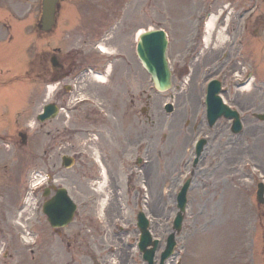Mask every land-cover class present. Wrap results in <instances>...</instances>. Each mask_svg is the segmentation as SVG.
I'll return each instance as SVG.
<instances>
[{
	"label": "rangeland",
	"instance_id": "rangeland-1",
	"mask_svg": "<svg viewBox=\"0 0 264 264\" xmlns=\"http://www.w3.org/2000/svg\"><path fill=\"white\" fill-rule=\"evenodd\" d=\"M30 4L33 9L35 0ZM252 4L254 33H241L242 44L233 47L237 32L230 27L227 41H218L215 33L209 48L200 43L204 51L199 60L186 61L195 39L202 41L205 35L200 33L203 23H197L198 12L207 9L217 14L225 5H229L228 11H240ZM23 6L27 8L22 4L19 9ZM106 9L124 10L137 19L124 49L137 79L109 85L120 88L110 93L106 106L99 104L109 115L103 114L97 121L91 105H85L80 111L82 119L59 124V137L45 136L37 120L44 102L38 81L25 82L23 103L21 94L11 86L0 87V109H6L0 116V264L144 263L136 223L141 209L151 219L153 236L161 242L158 262L177 212L178 181L187 171H192L193 179L186 217L177 236V249L167 264H264V204L256 200L257 185L264 181V121L254 116L264 113V0H65L61 21L65 50L71 47L65 36L72 26L68 16ZM35 20L32 12L31 26ZM159 27L166 29L170 38L168 58L174 77L173 87L167 91L154 88L133 49L140 30ZM12 52L1 55L10 57ZM86 56L98 57L94 52ZM2 68L7 75L6 71L16 72V67ZM183 69L184 80L177 76ZM126 70L128 66L121 69ZM244 70L253 74L247 88L238 87L235 80ZM216 75L222 80L221 95L226 103L241 112L243 130L239 134L232 133L231 120L223 117L213 127L207 125L205 83ZM102 84L88 87L87 93L99 98L93 96L96 105L106 98ZM166 102L174 103L172 113L166 112ZM4 103L16 106V113L2 106ZM145 106L151 121L141 112ZM76 127H80L78 133ZM20 132L28 134L25 144ZM199 136L207 137L208 143L194 168L192 143ZM95 149L107 178L102 176ZM65 154L80 157L73 167L65 168ZM139 157L143 162L137 165ZM34 171L49 174L57 180L56 185L67 187L79 208L74 222L61 235L54 234L39 207L41 194L37 192L31 219H22L31 235L42 239L37 244L34 238L29 242L22 239L25 228L16 222ZM102 183L106 184L105 193L98 190ZM105 194L109 200L102 211Z\"/></svg>",
	"mask_w": 264,
	"mask_h": 264
},
{
	"label": "water",
	"instance_id": "water-1",
	"mask_svg": "<svg viewBox=\"0 0 264 264\" xmlns=\"http://www.w3.org/2000/svg\"><path fill=\"white\" fill-rule=\"evenodd\" d=\"M55 0H45L44 10L45 18L50 19L53 15ZM167 39L166 34L163 31H154L143 34L140 38L139 51L141 59L144 62L145 67L152 75V81L155 86L160 90H165L171 87V71L168 66L166 58ZM220 91V82L213 81L210 84L209 96H208V114L211 125L220 115L226 117H234L233 131H239L241 129V123L237 112L230 110L224 104L222 99L218 95ZM168 109L172 110V106L168 105ZM258 117L264 119V115L258 114ZM44 115L40 116L43 119ZM65 165L70 166L73 162L72 158L64 157ZM263 186L259 190V199L263 201ZM187 189L188 183L184 186L178 197V206L180 211L175 219L174 229L179 231L182 226L184 218V211L187 203ZM76 205L70 199L66 189L60 188L57 194L51 201L45 206V212L48 214V218L53 226L59 227L69 223L75 213ZM149 220L143 212L138 215V226L141 229L142 235L140 240V248L144 252V258L148 260L149 264H154V253L158 245V240L153 241L152 236L148 230ZM176 232L170 234L168 238V244L165 251L162 253L161 263L165 264V260L172 254L176 246L175 241ZM153 245L152 249L148 246Z\"/></svg>",
	"mask_w": 264,
	"mask_h": 264
},
{
	"label": "flooded vegetation",
	"instance_id": "flooded-vegetation-1",
	"mask_svg": "<svg viewBox=\"0 0 264 264\" xmlns=\"http://www.w3.org/2000/svg\"><path fill=\"white\" fill-rule=\"evenodd\" d=\"M3 7L6 9V6L3 5ZM109 17L110 16H108L107 14H103L102 20H99L98 22L95 23L96 27L100 30V31L98 29L91 30V31L96 30L95 36L93 35L85 36L84 33L81 34L82 29L80 28V26L82 22H79V26H77V28L75 29L76 33L74 34V36H72L74 40V44L76 46L73 45V49L68 54L63 53L61 32L58 33V37L55 38L53 43L51 42L50 38L44 37L45 39L43 40L44 43L38 53L39 66H40L38 75L41 78L42 82L44 83V94H45L46 86L48 82L60 81L66 77L72 76L73 73L80 71V67L82 66V60L85 56V48L81 49V46H84V47L92 46L93 47L96 45V42L100 39V37L103 38L102 35L103 33H105V29H106ZM58 19H59V11L57 13L55 27L51 30V32L53 31L55 32L58 29L57 28ZM128 28L129 27L125 26V30H127ZM27 31H28V28H27ZM43 34L46 35V33H43ZM10 35H11L10 26L0 27V39L6 38ZM111 39H114V36H112ZM105 43L110 44V40L107 39ZM113 43H115V41H113ZM182 75L183 73H181V77ZM79 80H82V78L80 77ZM119 81H122V80L120 79ZM66 92H67L66 89L63 92L61 89L58 92L59 99L62 97V93L65 94ZM60 117L61 116H58V118ZM48 133L52 134L51 131H49Z\"/></svg>",
	"mask_w": 264,
	"mask_h": 264
},
{
	"label": "bare ground",
	"instance_id": "bare-ground-1",
	"mask_svg": "<svg viewBox=\"0 0 264 264\" xmlns=\"http://www.w3.org/2000/svg\"><path fill=\"white\" fill-rule=\"evenodd\" d=\"M216 18H217V16L212 15V16L209 18L208 22H207V33H208V36H207V42L210 41L211 36H212V34H213V32H214V29H215V27H216ZM223 31H224V30L221 29V32H220V35H219V40H220V41H223V40L225 39V36H224V32H223ZM103 50L106 51V48H103ZM98 79H100V80H104L103 77H99ZM96 155H97V160L100 161V156H99V153H98L97 150H96ZM104 176H105V178L107 177L106 174H105V172H104ZM104 186H106L105 183L100 184V185L98 186V190L101 191V192H104V193H105ZM105 195H106V194H105ZM108 200H109V196H108V195H106V196L102 199V201H101V210H102V211L105 209Z\"/></svg>",
	"mask_w": 264,
	"mask_h": 264
}]
</instances>
